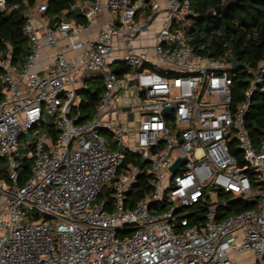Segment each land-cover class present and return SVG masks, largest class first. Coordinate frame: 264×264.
Wrapping results in <instances>:
<instances>
[{"label": "built area", "instance_id": "obj_1", "mask_svg": "<svg viewBox=\"0 0 264 264\" xmlns=\"http://www.w3.org/2000/svg\"><path fill=\"white\" fill-rule=\"evenodd\" d=\"M23 5L29 52L0 51V264H264V136L244 124L264 64L234 102L231 60L178 24L188 0H93L84 22L57 23ZM89 73L103 91L75 122Z\"/></svg>", "mask_w": 264, "mask_h": 264}, {"label": "trees", "instance_id": "obj_2", "mask_svg": "<svg viewBox=\"0 0 264 264\" xmlns=\"http://www.w3.org/2000/svg\"><path fill=\"white\" fill-rule=\"evenodd\" d=\"M40 1L46 2L44 15L50 18L51 23H57L62 18L77 22L86 20L85 14L79 9L78 0H27V3L34 7ZM80 1L81 5L84 1L93 0ZM232 1L234 0H188L190 10L179 19L178 24L182 20H189L185 25V33L188 42L197 52L218 57L223 55L228 60H237L240 68L231 72L233 101L237 102L245 98V90L252 79V74L246 68L253 70L260 63L264 64V0H235L234 3H229ZM17 3L19 6L13 9L12 5ZM225 6L224 13L215 11L216 7ZM23 9V0H4V6L0 8V51L10 47L13 63L23 61L30 49L27 37L22 31L25 21ZM84 86L79 90L83 97L68 110L69 117L75 122L85 121L93 115L94 106L99 102L103 91L101 76L89 73ZM253 91L244 124L250 139L257 141L264 136V90L260 84ZM2 95L0 83V97ZM41 125L56 138L58 130L53 123ZM128 158L129 155L125 154V160ZM31 166V159H23L20 163L19 185L28 178ZM148 190V182L136 183L127 194L129 202L126 206H132ZM102 194L107 195V191ZM102 194L98 199L103 198Z\"/></svg>", "mask_w": 264, "mask_h": 264}, {"label": "rangeland", "instance_id": "obj_3", "mask_svg": "<svg viewBox=\"0 0 264 264\" xmlns=\"http://www.w3.org/2000/svg\"><path fill=\"white\" fill-rule=\"evenodd\" d=\"M40 2H43V1H40ZM80 3H82V1H80V0H78V4H80ZM181 18V17H180ZM179 20V19H178ZM177 20V21H178ZM189 23V20L188 19H185V20H182L181 21V23L179 24L180 25V27L182 28V29H185V25H187ZM80 90V89H79ZM79 96L80 97H83V95L82 94H80L79 93ZM55 118V117H54ZM54 118H52V117H48V118H44V120H45V122H47V123H50V122H53L54 121ZM70 119H72V118H70ZM42 129V128H44V126L42 127V125H39V129ZM112 144H113V147L111 148L112 150L111 151H119V148H118V146L117 145H115V143H114V141L112 140ZM25 145V141H23V140H21L19 143H18V145H17V147L21 150L20 151V154H21V156L24 154V152H25V150H24V148H23V146ZM99 201H101V199H98ZM29 220H26L25 222H28ZM236 258H238V260H239V262H238V264H243V261L242 260H244L245 258H248L249 260H250V263H252L253 262V258H251L250 256H248V254H243L242 255V257H236Z\"/></svg>", "mask_w": 264, "mask_h": 264}, {"label": "water", "instance_id": "obj_4", "mask_svg": "<svg viewBox=\"0 0 264 264\" xmlns=\"http://www.w3.org/2000/svg\"><path fill=\"white\" fill-rule=\"evenodd\" d=\"M234 2H235V0L232 2H229V3H234ZM225 9H226V6L223 8L216 7L215 11L224 13ZM89 10H90V7L88 5H84L83 11L88 13ZM231 66H232V71H235L236 68H240V66H238V64H237V60H235V59H231ZM170 112H171L170 109H164V111H163L164 114H170ZM29 138H32L31 135H29ZM179 162L180 161H177L175 164H173L171 169L172 170L177 169V165Z\"/></svg>", "mask_w": 264, "mask_h": 264}, {"label": "crops", "instance_id": "obj_5", "mask_svg": "<svg viewBox=\"0 0 264 264\" xmlns=\"http://www.w3.org/2000/svg\"><path fill=\"white\" fill-rule=\"evenodd\" d=\"M91 2H85L84 1V3L83 4H78L79 5V9H80V11H81V8H83L84 7V5H89ZM107 17V15L106 14H104L103 16H101V19L103 20L104 18H106ZM43 62H45L44 60H43Z\"/></svg>", "mask_w": 264, "mask_h": 264}]
</instances>
